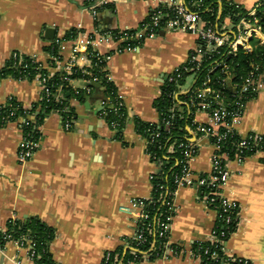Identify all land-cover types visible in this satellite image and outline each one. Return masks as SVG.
Returning <instances> with one entry per match:
<instances>
[{"label": "crops", "instance_id": "crops-1", "mask_svg": "<svg viewBox=\"0 0 264 264\" xmlns=\"http://www.w3.org/2000/svg\"><path fill=\"white\" fill-rule=\"evenodd\" d=\"M87 1L0 0V70L14 52L34 57L49 69L48 48L53 44L59 48L60 67L72 55L74 40L66 36L73 29L83 36L92 35L96 29L136 30L158 4L169 0H107L96 17ZM226 1L245 10H252L257 2ZM218 18L225 19L227 27L232 26L230 19ZM47 29L54 30L53 38ZM161 32L136 50L117 52L120 43L102 47L103 53L111 52L106 70L128 111L120 137L100 114L102 107L95 95L84 96L82 101L70 99L76 120L69 132L62 128L61 115L52 111L42 125L39 149L26 164L17 159L21 138L18 125L0 126V229H6L9 219L39 218L56 231L50 253L58 264H101L105 251H129L136 218L129 200L151 196L149 177L158 170L147 154L135 119L159 122L154 102L167 77L187 61L198 44L197 38L186 32ZM77 64L89 66L82 60ZM86 85L81 78L70 82L73 89ZM192 85L190 77L181 94ZM9 97L29 107L41 99L40 84L13 76L0 78V104ZM193 120L209 121L202 112L193 113ZM237 129L242 135L264 132V91L247 102ZM188 134L199 147L193 171L209 173L214 153L211 141L190 129ZM228 169L230 179L224 193L239 206V219L226 249L253 264H264V154L248 156L241 164L230 160ZM175 204L169 237L184 252L134 264H203L194 254L193 244L211 238L218 212L208 207L192 187L180 189ZM14 257L22 264H33L27 251L13 242L0 251V264H13Z\"/></svg>", "mask_w": 264, "mask_h": 264}, {"label": "built area", "instance_id": "built-area-1", "mask_svg": "<svg viewBox=\"0 0 264 264\" xmlns=\"http://www.w3.org/2000/svg\"><path fill=\"white\" fill-rule=\"evenodd\" d=\"M107 0L101 3H93L89 9L96 17L100 9L107 4ZM264 2V0H257L252 10H246L245 14H237V21L233 22L230 16L228 18L232 22L231 27H227L224 21L217 20L215 22L206 20L202 16L203 5L201 1L186 2L185 0H169L167 3L158 4L150 13L148 19L136 30H101L96 29L92 35L83 36L80 31H76L74 37L73 52L69 60L57 70L65 74L63 79L71 82L73 79L69 78L75 72V69H81L83 73L86 72L87 67L93 65V59L96 58L103 62V69L106 68L108 58L111 52L103 53L102 47L108 45H115L120 43L117 52L132 51L140 48L142 43L148 38H156L160 31L176 32L182 31L195 36L198 40L196 48L190 52L187 61L181 66L177 67L171 75H169L164 82L166 83L178 82V79L185 74V84L179 86V91L173 93L174 98L178 103H173L168 109L170 117L167 118L163 113L159 112L160 120L158 123H153L155 127L148 128L144 137L146 141V151L150 160L156 164L158 170L150 175L152 183V194L149 198H132L129 200V206L135 210V231L128 241L129 253L132 254V259L126 260L125 253L119 251L108 250L105 251L102 257L101 264H134L140 261H150L149 258L154 253L162 251L161 258H168L169 256L181 255L184 250L181 248L179 252L172 247L170 242V228L174 214L176 213L175 197L178 191L184 187H192L196 189L202 200L208 207L215 209L218 212V221L214 228L211 238L208 240L212 243H221V250L226 257L222 260V264H253L250 260L240 258L228 253L224 233H219V226L229 225L232 222L233 212L238 205L234 201L226 197L224 189L230 179V171L228 169V162L236 160L238 163H243L246 158L243 155V149L251 142L248 139L250 133L242 135L237 126L241 122L246 109V104L252 99L242 100L241 95L244 93H255V96L264 91V71L256 73L251 71L243 82L238 85H233L234 95L226 97L219 89H212L210 87L211 74L221 69L228 72V65L221 59H214L208 62L215 54H220V49L225 48V54H235L242 49L246 52H252L255 44L264 45V32L259 18L256 16L257 8ZM240 8H242L240 6ZM165 9H170L166 11ZM83 53V55H82ZM79 60L86 61L89 66H79ZM208 63L204 66V63ZM60 63V62H59ZM97 65V63L95 64ZM105 65V66H104ZM207 70V76L202 85L195 88L197 82V74L202 69ZM258 70V67H256ZM110 79L109 74L107 75ZM193 79L192 87L185 93H189L194 89V96L188 102H182L178 99L179 95L185 91L184 86L188 78ZM231 75L228 80L231 81ZM27 80V79H20ZM37 80L41 87V95L49 101L52 96V91L47 85V78L44 75L37 74L34 79ZM96 80V78L94 79ZM87 96H92L93 87H84ZM238 91V92H237ZM63 93V86L57 88V93L53 94L54 101H61ZM239 93V96L237 95ZM162 94V90H161ZM118 98L115 101L109 99L100 100L101 111L100 114H105L112 111L116 114L117 119L112 121L109 126L116 132L119 129H124L123 123L126 120L124 113L120 112V108L126 107L125 102L117 91ZM161 96V95H160ZM5 103L0 104V107ZM256 98V97H255ZM254 99V98H253ZM179 105H186L188 116H192L193 128L187 126L200 136L207 137L214 148L212 156V169L209 173H195L192 169V164L198 156L199 147L191 140V136L187 135L185 141L179 142L176 146L180 152V158L176 159L175 165L180 167V171L173 174V187L166 184H154L157 173L161 169L164 160L170 159L171 153L175 152V144H169V147L162 157H158L151 146L154 144L168 143L170 137L162 138V131L170 133L173 125L172 119L175 118L176 113L182 111ZM24 105V104H23ZM234 105V109L229 110L228 107ZM10 106V105H9ZM25 106V105H24ZM32 106V105H31ZM29 106V107H31ZM26 107L25 108H29ZM108 111V112H107ZM62 117V128L65 131L73 129L75 118L70 113L68 106L62 110H57ZM202 112L208 116V122H195L193 120V113ZM17 115L16 108L11 109L7 115L1 118L0 126H5L9 123H16L20 128L21 138L17 149V159L19 163L26 164L30 161L39 149L40 141L42 139V125L48 118L44 119L43 123H37L36 115L34 113H26L25 117L20 116L17 120L12 117ZM238 133L241 137L239 142L232 140L231 136ZM255 137L252 145L257 150L256 153L264 154V132L254 133ZM230 144L236 147V154L234 158H230L226 151H222L225 145ZM156 187V188H155ZM156 193V195L154 194ZM156 196V198H155ZM154 205V210H150V206ZM121 210H126L122 207ZM224 213L221 217L220 213ZM4 237L0 238V251H4L6 246L13 242L19 248L27 251L30 260L33 264L35 262V244L26 237L15 239L11 234H6V229H1ZM208 250L204 254H207ZM204 264L205 258L202 254L195 253ZM213 259H218L216 253H212ZM13 264H22L18 257L12 259Z\"/></svg>", "mask_w": 264, "mask_h": 264}, {"label": "trees", "instance_id": "trees-1", "mask_svg": "<svg viewBox=\"0 0 264 264\" xmlns=\"http://www.w3.org/2000/svg\"><path fill=\"white\" fill-rule=\"evenodd\" d=\"M185 1H201L203 5V18L212 22L220 20L218 18L219 16L221 19L230 16L233 22H236L238 19L237 14L246 13V10L244 8H240V6L226 0ZM87 3L88 7H90L94 3V0H88ZM165 10L170 11V9ZM256 16L259 18V23L261 24L264 32V2L257 8ZM76 31V29L70 31L66 38L71 39L72 37H74ZM225 51V48H221L220 54H215L213 58L208 60V62H211L214 59H221L225 62V64L228 65V72H225L221 69L214 71L210 75L212 80L209 85L212 89H219L220 91H222V93L226 95V97H231L235 94L233 85H240L251 71H256V73L264 71V45L258 43L255 44V47L252 52H246L240 49L235 54L224 55ZM48 52L51 55L49 69L45 68L34 57L14 52L11 54L6 67L0 70V78L13 76L18 80H32L37 74L44 75L47 78V85L52 91V96L50 97L49 101L44 97V94H42L39 102L32 104V106L29 108H25V106L15 97L10 98L4 106L0 107V122H2L1 118L4 115H7L11 109L16 108L17 115L12 117V119L17 120L20 116L25 117L26 113H34L36 115L37 123H43L44 119L49 116L52 111L62 110L66 106L69 107L70 113L76 120V114L74 112V109L69 104V101L71 98H77L78 100L82 101L84 99V96H87V94L82 89H73L70 86V83L63 79V77L65 76L64 73L59 70L52 71L50 69L59 68V62L62 60L59 54L58 45H51L48 48ZM96 63L97 65H95ZM207 64V62L204 63V66H207ZM256 67H258V70H256ZM107 75L108 71L106 70V68L103 69V62H100L98 59L94 58L93 65L87 68L85 73H83L81 69H75V72L70 75L69 78L84 79L87 82L88 87H93L92 96L95 95L99 98V100L109 99L111 101H115L118 98L117 88L114 83L108 79ZM230 75L232 77L231 81L228 80V76ZM206 76L207 70L203 68L197 74V82L195 88L202 85ZM95 78L96 80H94ZM183 84H185V74H183L182 77L178 79V82H170L162 86V94L154 102L156 109L159 112L163 113L167 118L170 117V114L167 113L168 109L173 103H178V101L174 98L173 93L175 91H179V86ZM60 85L63 86V93L61 101L56 102L54 101L53 94L57 93V88ZM194 93V89H192L189 93L180 94L178 99L182 102H188L189 99L194 96ZM237 95L239 96V93ZM255 97V93L251 92L244 93L241 95L242 100H249ZM179 107L182 109V111L177 112L175 118L172 119L173 125L171 128V132L164 133V131H162V138H165L166 136L170 137L169 142L164 143V140H162L160 145L155 143L154 146H151L150 148L151 151H153L158 157H162L163 154H165V152L167 151L169 144H175V152L169 154L170 159L164 160L163 165L154 180L155 185L160 183H166L173 187V174L180 171V167L178 165H175L176 159L180 158V152L176 145L179 142L185 141V137L189 135L186 127H194L192 124V116H188V113L186 112V105L178 104V108ZM228 109H234V105L229 106ZM120 112L124 113V115L126 116V120L123 123V126L125 127L128 118L127 108H120ZM103 117L107 120L108 124L117 119L116 114L112 111H109V113L105 114ZM152 124L153 123H147L135 119L136 129L142 136L146 135V130L149 127H155ZM121 132L122 131L120 128L118 131V133H120L118 137L121 136ZM254 137V133H250V135L248 136V139H250L251 142L246 148L243 149V155L245 157L254 155L257 150L252 145L253 140L251 139H253ZM231 138L235 142H239L241 140V137L238 133H234ZM224 148L225 149L222 151H226L230 158H234V155L237 152L236 147L227 144ZM154 194L156 195L155 192ZM150 210H154V205L150 206ZM220 214L221 217L224 216V213L221 212ZM238 214L239 206L233 212L232 222L226 226H219L218 232L224 233V237L226 240H228L237 229L239 219ZM6 234H11L12 237L15 239H19L21 237H26L30 239L35 244L36 254L34 259L36 264H58L54 261L50 253V244L56 236V231L54 230V228L41 221L39 218L29 217L26 220L9 219L6 223ZM3 237L4 234L3 232H1L0 229V238ZM172 247H174L177 252H179L181 248H183L179 244H173ZM206 250H208V253L204 254ZM116 251H119L122 254L124 253L123 249H118ZM193 251L195 253L202 254L203 258H205L204 264H222V260H226V257L223 254V251L221 250V243H212L210 241H197L193 244ZM212 253H216L218 255V259H213ZM162 254V251H160L159 253H154L150 256L149 260L152 261L159 259L161 258ZM125 259H132V254L127 252L125 254ZM233 264L236 263L233 262Z\"/></svg>", "mask_w": 264, "mask_h": 264}, {"label": "water", "instance_id": "water-1", "mask_svg": "<svg viewBox=\"0 0 264 264\" xmlns=\"http://www.w3.org/2000/svg\"><path fill=\"white\" fill-rule=\"evenodd\" d=\"M164 32H161L163 34ZM47 34H50L51 38L54 36V30L53 29H47Z\"/></svg>", "mask_w": 264, "mask_h": 264}]
</instances>
